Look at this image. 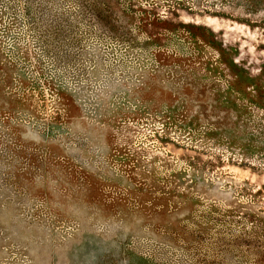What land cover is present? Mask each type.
Instances as JSON below:
<instances>
[{
    "label": "rangeland",
    "instance_id": "obj_1",
    "mask_svg": "<svg viewBox=\"0 0 264 264\" xmlns=\"http://www.w3.org/2000/svg\"><path fill=\"white\" fill-rule=\"evenodd\" d=\"M0 264H264V0H0Z\"/></svg>",
    "mask_w": 264,
    "mask_h": 264
}]
</instances>
